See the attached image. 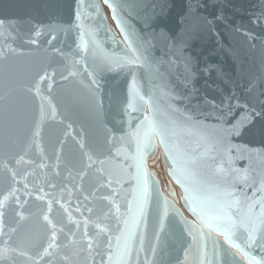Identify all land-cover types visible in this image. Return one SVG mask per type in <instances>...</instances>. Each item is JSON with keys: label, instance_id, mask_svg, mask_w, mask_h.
<instances>
[{"label": "snow or ice", "instance_id": "obj_1", "mask_svg": "<svg viewBox=\"0 0 264 264\" xmlns=\"http://www.w3.org/2000/svg\"><path fill=\"white\" fill-rule=\"evenodd\" d=\"M104 3L122 41L108 28L98 0H76L71 23H34L23 35L0 19V104L6 116L0 264H172L163 255L169 240L182 247L183 259L175 264H264V151L234 142L257 125L264 136V65L246 77L241 93L188 103L199 73L221 71L207 63L200 67L189 52V36L199 21L214 27L225 20L228 5L217 0L209 20L200 15L204 0H183V27L173 34L156 30L154 2ZM133 19L142 26L136 28ZM249 23L264 29V0ZM69 33L75 34L74 47L65 51L60 37ZM101 33L114 47L106 46ZM243 35L256 39L250 31ZM41 38L44 58L22 59L32 56L24 46L39 50ZM106 74L123 78L126 86L106 81ZM69 81L73 87L66 90L62 85ZM20 94L35 105L27 129L18 134L9 101ZM71 114L87 119V134L51 127L73 129L66 123ZM69 138L75 147L66 157ZM157 141L196 221L161 193L147 167ZM241 160L246 166H237Z\"/></svg>", "mask_w": 264, "mask_h": 264}, {"label": "water", "instance_id": "obj_2", "mask_svg": "<svg viewBox=\"0 0 264 264\" xmlns=\"http://www.w3.org/2000/svg\"><path fill=\"white\" fill-rule=\"evenodd\" d=\"M93 0H85V4L91 3ZM129 3H139L141 0H128ZM143 2H154L157 7L155 9V18L159 27L156 28L159 31L160 28H164L166 31H171L173 34L180 33L182 24L180 22V11L183 0H143ZM217 0H204L207 5L202 8L200 15L207 17L209 20L214 19V14L217 9L213 6ZM228 5L225 9V20L215 21L214 27H209L199 21L200 28L194 35L189 36V52L194 55L203 68L205 64L214 66L221 71H212L210 74L199 73L197 79L192 83V88L195 91L190 93L191 100L188 102L189 106L196 105L202 100L203 97L209 99H215L219 102L222 95H228L230 92L235 91L237 94L241 93L246 83V77L249 74L260 73L262 65H264V29L254 26L249 23L250 14L257 10V4L259 0H223ZM100 4L104 18L107 22L108 28L112 30V34L117 40H123V34L117 27L116 21L112 18L111 10L104 3V0H98ZM76 0H0V19H4L6 24L13 23L14 27L20 34L27 32L31 24L56 22L60 24L71 23L74 18ZM163 6L161 8L160 6ZM135 15V11L133 12ZM149 15H152L149 12ZM140 20H143L141 14ZM136 28H140L142 25L137 19L131 21ZM193 25L196 21L191 22ZM156 25H154L155 27ZM239 28L240 31H233L232 29ZM245 31H250L256 36L255 41L250 40L243 35ZM217 33H220L219 35ZM101 37L106 40V46L109 48L114 47L111 40L107 39L103 33ZM60 40L65 51H70L71 47H74L75 34L69 33L67 37L61 35ZM2 43V40H0ZM17 41V45H19ZM61 46V44H57ZM47 47L44 43V39L41 38V48L38 50L34 46H24V50L32 53L30 57H24L25 60H41L44 58L43 48ZM49 57L51 53L47 54ZM104 79L108 82L118 84L119 86H126L123 78L117 77L114 74H106ZM144 90H148V81L144 80ZM4 77L0 72V91L4 88ZM66 90H71L73 83L69 81L68 84L62 85ZM189 95V93H185ZM54 102H56L54 100ZM11 105L10 121L12 130L18 134L27 129L29 121L31 119V113L35 105L33 98L25 96L23 94L14 95L9 101ZM60 111L64 112V107H60ZM240 111H236L235 115L240 116ZM5 106L0 104V144H2L5 133ZM71 122L73 129H65L64 125H52L58 132L67 130L69 132L79 133L83 128L85 133L89 132V122L80 114H71V119L66 117V123ZM49 132L48 125L45 126L44 132V144L45 147H49ZM235 143L247 146L257 152L264 151V136L260 134L259 126L247 132H243L242 135L234 140ZM74 142L69 138L66 145L65 155L67 157L69 149H74ZM158 148L161 150V156L167 175L172 182L177 186L164 191L161 187V183L157 177L156 172L149 168L147 161L154 159L157 155ZM32 157H26L31 159ZM40 161L38 160L37 163ZM248 163L247 160H241L237 162V166L244 167ZM146 164L150 172L155 176L156 181L159 182L161 193L166 196L175 206L179 209L180 213L190 221H196L197 218L188 209L183 200V189L173 179L169 172V165L165 160V153L162 145L159 141L156 143L155 156L149 155L146 158ZM63 169V165H62ZM51 171V169H49ZM66 174V173H65ZM88 181L85 180V186L87 187ZM172 193H175L173 195ZM179 199L180 205L175 202ZM222 239V237H220ZM187 237L185 236V240ZM259 255L258 251L253 253ZM166 260H170L172 264H175L176 260L183 259V251L180 243L169 240V247L165 249L163 253Z\"/></svg>", "mask_w": 264, "mask_h": 264}, {"label": "bare ground", "instance_id": "obj_3", "mask_svg": "<svg viewBox=\"0 0 264 264\" xmlns=\"http://www.w3.org/2000/svg\"><path fill=\"white\" fill-rule=\"evenodd\" d=\"M147 163L149 168L153 169L156 172L157 177L161 183V187L164 191L169 190L170 188H175L176 190H178L177 186L172 182V180L166 173L160 148H158L156 157L154 159H149ZM175 202L180 205V201L178 198L175 200Z\"/></svg>", "mask_w": 264, "mask_h": 264}]
</instances>
